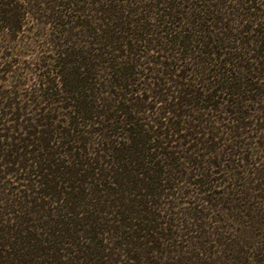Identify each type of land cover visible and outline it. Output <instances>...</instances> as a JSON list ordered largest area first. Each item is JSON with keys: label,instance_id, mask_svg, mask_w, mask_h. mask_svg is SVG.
<instances>
[{"label": "trees", "instance_id": "1", "mask_svg": "<svg viewBox=\"0 0 264 264\" xmlns=\"http://www.w3.org/2000/svg\"><path fill=\"white\" fill-rule=\"evenodd\" d=\"M69 2L42 13L56 53L42 99L0 102V264L248 260L250 234L225 224L264 221V30L214 40L205 12L111 0L70 19ZM29 11L0 0V27L19 31ZM182 198L194 201L174 212Z\"/></svg>", "mask_w": 264, "mask_h": 264}, {"label": "rangeland", "instance_id": "2", "mask_svg": "<svg viewBox=\"0 0 264 264\" xmlns=\"http://www.w3.org/2000/svg\"><path fill=\"white\" fill-rule=\"evenodd\" d=\"M15 4L26 6L28 10H30L27 15H25V19L23 20V26L19 31H7L0 27V102L6 99L8 100L10 97H17L16 100L22 103H26L31 101L32 98H39L42 99L40 96V88L45 86L42 83V78L44 80V72L47 70L48 64L47 60L51 57H55V49L51 46V40L54 38L52 33L53 23L47 22L48 16H43L42 13L49 12L51 8L49 6L52 5V0H13ZM54 1V0H53ZM63 1V0H61ZM71 3L70 7L61 8L64 11L65 17L67 15H80L79 17H83L84 19H89L88 16L90 14V9L81 8L80 5L90 6L92 5L94 8L98 6H102V4L109 3L111 0H98L100 1L98 4L95 3V0H85V3H75L78 0H70ZM82 1V0H81ZM124 1V0H123ZM144 3L148 4H156L153 6V12L161 11L163 12L165 9L168 11L171 8H174L172 11L178 12V17L181 16H202L208 14V18L210 22H214V28L210 27L212 31L214 30V40L218 37H221L226 33H231V35L236 34V31L239 30L244 24L251 26L252 29H259L264 30L262 27V22L264 20V0H234V2L226 1L227 6L224 9L216 11L212 4H217L216 0H141ZM64 2H68V0H64ZM230 2V3H229ZM248 2L253 4L251 11L256 12L257 17L251 16L248 10ZM90 5H89V4ZM79 4V5H76ZM136 6V5H135ZM229 6H234L230 8ZM79 7V9H78ZM84 7V6H83ZM220 7V5H218ZM76 8V9H75ZM60 9V10H61ZM89 10V12H88ZM221 12V13H220ZM223 12V15H222ZM225 12V14H224ZM149 13V12H148ZM46 14V13H45ZM145 14V13H144ZM147 14V13H146ZM176 14V13H175ZM192 14V15H191ZM73 15V18H77ZM155 15V13H154ZM153 15V16H154ZM216 16L223 17L221 24H216L214 18ZM261 18H260V17ZM66 18H70L67 16ZM235 18V19H234ZM234 20L230 22V20ZM237 19V20H236ZM156 22L155 19H152V22ZM222 25V28L219 26ZM233 25V31L227 30L225 27ZM235 26V27H234ZM221 27V26H220ZM226 30V31H225ZM239 32V31H238ZM254 30H251L248 34L244 35V39L247 40V37H251L253 35ZM256 33H258L256 31ZM80 36V35H79ZM243 36V35H242ZM240 40L241 36L239 35ZM82 40H86V44H88L90 39L89 37H80ZM57 40V39H56ZM241 42V41H240ZM83 45L87 46V45ZM84 52L86 51L85 48H82ZM224 52V51H223ZM95 53V51H94ZM88 54V53H82ZM85 55V56H86ZM81 58V57H80ZM50 61V60H49ZM52 65V61H51ZM50 68V66H49ZM103 69V68H101ZM145 73V72H144ZM88 74V73H86ZM149 75V74H148ZM86 76V75H85ZM105 79V78H104ZM104 82L103 80H100ZM260 81V80H259ZM258 82V81H257ZM57 82L54 81V88H57L55 85ZM260 83H262L260 81ZM39 96V97H38ZM211 115V114H210ZM220 114H215L212 116V119L218 120L217 117ZM218 125L225 127L229 125L226 120H220ZM249 140L251 142L252 147L257 148L256 136L255 132L248 133ZM253 136V137H252ZM249 151V150H248ZM250 152V151H249ZM221 168H216L215 171L218 173L213 174L214 178H223V173L219 171ZM221 180V179H220ZM8 181L12 182L13 179L8 177ZM14 191L15 187L18 185H11ZM232 183H223L220 187H215L213 190L216 192H223L227 191L228 187L230 188ZM264 197V193L262 194ZM193 199L182 198L179 200V206L174 209L175 211H185L189 207ZM261 202V206H264V199L258 200ZM191 204H190V203ZM177 203L175 202V205ZM214 213H217L216 211ZM223 215L226 219V214H218V216ZM217 218V214H214ZM243 216V214H241ZM238 220L235 221L234 219L226 220L227 226L229 229H236L238 234L243 231L245 235H249V240L247 241L249 245L245 248L250 256L248 260L236 261L234 263L228 262L227 264H264V261H259L261 258H264V221L263 219L259 222L253 223L250 219L246 216L241 217L240 219L236 217ZM217 225V224H214ZM231 231V230H230ZM236 233L235 231H233ZM214 250H216L214 248ZM222 260L229 261L228 258H222Z\"/></svg>", "mask_w": 264, "mask_h": 264}]
</instances>
